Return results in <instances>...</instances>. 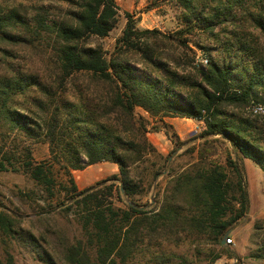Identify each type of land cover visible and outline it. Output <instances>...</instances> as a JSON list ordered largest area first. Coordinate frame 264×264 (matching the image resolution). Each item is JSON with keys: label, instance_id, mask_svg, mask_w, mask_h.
<instances>
[{"label": "trees", "instance_id": "obj_1", "mask_svg": "<svg viewBox=\"0 0 264 264\" xmlns=\"http://www.w3.org/2000/svg\"><path fill=\"white\" fill-rule=\"evenodd\" d=\"M171 1L182 9L183 29L168 35L139 29L126 14L110 54L91 40L108 36L115 27L114 0H35L26 16L16 8L0 9V43L46 50L57 72L53 82L14 72L5 61L10 55L0 47V169L28 174L47 200L63 194L55 207L75 212L85 238L65 250L70 264H125L159 231L205 235L225 250L221 241L249 208L242 160L264 172V115L228 110L264 103V45L247 28L264 39V0ZM224 23L235 29L221 27L224 37L216 36L218 47H199L207 65L193 75H178L161 57L163 39L181 51L190 50L181 39L184 32L213 35ZM81 78L89 82L67 89L68 80ZM135 108L152 117L201 121L205 144L217 137L228 142L229 173L219 164L182 172L172 178L153 211L144 212L130 200L124 207L115 205L112 200L131 199L143 191V180L132 168L154 152ZM16 134L46 143L49 158L34 162L25 146L10 150L8 140ZM101 162L117 165L118 176L78 190L70 170ZM55 166L67 184L58 181ZM21 232L16 219L0 209V235L33 241ZM5 264H13L8 253Z\"/></svg>", "mask_w": 264, "mask_h": 264}, {"label": "rangeland", "instance_id": "obj_2", "mask_svg": "<svg viewBox=\"0 0 264 264\" xmlns=\"http://www.w3.org/2000/svg\"><path fill=\"white\" fill-rule=\"evenodd\" d=\"M114 1L117 7L115 27L108 36L91 40L92 45H99L106 54L113 51L115 42L125 27L126 14L137 21L139 29L157 30L168 35L184 28L180 19L182 9L171 0ZM33 5L35 0H0V9L16 8L22 16H26ZM221 27L235 29L224 23L220 28L213 29V35L196 29L190 34L184 32L181 39L188 42L190 50L181 51L175 44L172 45L163 39L158 48L161 57L178 75L191 76L196 69L207 65L203 62L207 60V56L199 47H218L216 36L221 39L224 37ZM247 28L258 39L260 46H263L264 39L261 34L248 25ZM195 44L198 47H195ZM0 47L6 51V55H10L5 57V61L14 72L32 74L46 82L57 79L54 63L49 52L43 48L40 50L28 44L4 43H0ZM211 54L214 57L218 55L214 51H211ZM82 80L86 84L89 82L85 78L74 83L68 80L67 89L72 91L73 85L81 83ZM255 104L264 106L262 102H251L245 108L228 110L261 118L264 114L253 115L250 111ZM135 115L143 118L147 130L146 137L154 152L132 168V174L143 180V191L131 199L121 197V202L112 200L115 205L124 207V201L130 200L144 212L153 211L159 208L163 193L171 186L172 178L180 173L191 174L210 164H219L229 173L225 161L226 154L230 151L228 142L217 137L218 141L213 142L212 138H208L205 144L200 138L203 131L201 121L161 115L152 117L140 108H135ZM8 143L10 150L16 146L29 147L34 162L49 158L48 146L43 141L27 140L16 134L11 135ZM241 164L249 208L246 215L225 237L232 240L229 244L224 242L225 250L205 235L178 230L172 233L159 231L147 240L134 259L125 264H264V172L249 160H242ZM53 170L59 173L58 181L67 184V178L62 175V170H59L58 166ZM70 172L78 190L94 186L114 175L118 176L117 165L109 162L97 163ZM111 182L114 183L112 180L101 187H106ZM58 196L60 199L63 194ZM59 199L47 200L40 187L23 171L0 169V209L16 219L23 235L27 234L29 239H33L29 243L25 237L22 238L23 236L16 235L13 239H7L0 235V264H5L7 253L11 255L13 264H70L66 259L65 250L78 241H84L85 238L75 212H62L55 207ZM114 199H117L116 196ZM33 242L40 247H36Z\"/></svg>", "mask_w": 264, "mask_h": 264}, {"label": "built area", "instance_id": "obj_3", "mask_svg": "<svg viewBox=\"0 0 264 264\" xmlns=\"http://www.w3.org/2000/svg\"><path fill=\"white\" fill-rule=\"evenodd\" d=\"M203 62H204L205 64H207V60H206V59L203 60ZM250 111H251V113H252L253 115H262V114H264V106L261 105V104H255V105H253V106L251 107ZM225 242L229 244V243L232 242V240H231V239H225Z\"/></svg>", "mask_w": 264, "mask_h": 264}, {"label": "water", "instance_id": "obj_4", "mask_svg": "<svg viewBox=\"0 0 264 264\" xmlns=\"http://www.w3.org/2000/svg\"><path fill=\"white\" fill-rule=\"evenodd\" d=\"M224 242H225V238L221 241V243L224 244Z\"/></svg>", "mask_w": 264, "mask_h": 264}]
</instances>
